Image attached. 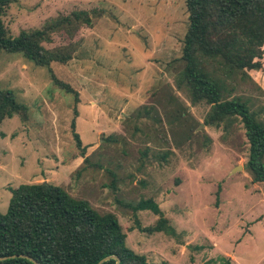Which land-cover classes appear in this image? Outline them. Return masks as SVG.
Instances as JSON below:
<instances>
[{"label": "rangeland", "instance_id": "1", "mask_svg": "<svg viewBox=\"0 0 264 264\" xmlns=\"http://www.w3.org/2000/svg\"><path fill=\"white\" fill-rule=\"evenodd\" d=\"M79 10L89 25L53 30L42 43L71 52L66 63L37 66L0 52V88L28 110L26 119L13 115L0 124V212L9 188L45 181L115 214L126 245L149 262L205 264L225 256L233 264H264V184L252 182L246 168L243 126L204 125L209 105H193L176 87L184 0H18L0 19L15 37ZM51 72L74 93L58 87ZM249 74L252 81H235L233 93L264 110V72ZM146 198L158 203L174 234L137 228L158 218L127 206Z\"/></svg>", "mask_w": 264, "mask_h": 264}, {"label": "trees", "instance_id": "2", "mask_svg": "<svg viewBox=\"0 0 264 264\" xmlns=\"http://www.w3.org/2000/svg\"><path fill=\"white\" fill-rule=\"evenodd\" d=\"M18 0H0V15ZM188 23L181 48V67L175 83L185 90L191 103H206L209 109L203 124L226 131L236 121L243 126L248 143L246 168L252 182L264 184V118L261 110H253L249 101L234 94L235 81L250 80L251 70L264 72V0H184ZM74 23L89 25L84 10L58 17L41 29L21 31L10 36L0 19V52L19 53L37 66L49 67L51 62L66 63L71 52L62 48L49 50V33ZM54 83L73 92L52 72ZM230 81V82H228ZM187 109H185L186 111ZM27 107L18 102L11 90L0 88V124L5 118L20 115L27 118ZM77 114V110L74 109ZM71 128L76 147L87 163L86 146ZM165 151L160 158L166 159ZM109 186L115 188L114 173ZM11 196L5 212H0V264H96L102 258L116 255L119 264H167L147 261L126 245V234L111 212L100 213L85 200L71 196L63 188L49 182L20 184L9 188ZM135 214L148 210L157 215L155 223L137 228L148 234H174L173 227L153 198L127 205ZM137 222V219L135 218ZM101 264H116L109 258ZM205 264H233L229 257L218 256Z\"/></svg>", "mask_w": 264, "mask_h": 264}, {"label": "water", "instance_id": "3", "mask_svg": "<svg viewBox=\"0 0 264 264\" xmlns=\"http://www.w3.org/2000/svg\"><path fill=\"white\" fill-rule=\"evenodd\" d=\"M237 167H239V166H237ZM237 167H236V168H237ZM15 256H17V255L1 256V257H0V260L7 259V258H10V257H15ZM18 256L28 258L29 260H31V261L34 262L35 264H40V263H39L38 261H36L34 258H32V257H30V256H27V255H25V254H19ZM109 258H113V259H115V260H116V264H119V258H118V256H116V255H109V256H106V257L102 258L101 260H99L96 264H101L103 261H105V260H107V259H109Z\"/></svg>", "mask_w": 264, "mask_h": 264}, {"label": "crops", "instance_id": "4", "mask_svg": "<svg viewBox=\"0 0 264 264\" xmlns=\"http://www.w3.org/2000/svg\"><path fill=\"white\" fill-rule=\"evenodd\" d=\"M206 126H208V125H206Z\"/></svg>", "mask_w": 264, "mask_h": 264}]
</instances>
